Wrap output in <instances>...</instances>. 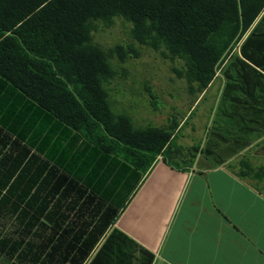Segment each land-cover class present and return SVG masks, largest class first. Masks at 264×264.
I'll return each instance as SVG.
<instances>
[{"label":"trees","instance_id":"obj_1","mask_svg":"<svg viewBox=\"0 0 264 264\" xmlns=\"http://www.w3.org/2000/svg\"><path fill=\"white\" fill-rule=\"evenodd\" d=\"M263 7L264 0H0V77L88 142L145 170L177 125L137 126L111 109L94 21L129 22L137 41L183 59L186 79L202 90ZM263 48L253 33L242 42L239 92L251 88L245 67L264 77L254 67L264 72ZM117 214L0 127V264H91Z\"/></svg>","mask_w":264,"mask_h":264},{"label":"crops","instance_id":"obj_2","mask_svg":"<svg viewBox=\"0 0 264 264\" xmlns=\"http://www.w3.org/2000/svg\"><path fill=\"white\" fill-rule=\"evenodd\" d=\"M250 33L264 38V7L244 34ZM261 81L252 78L248 94L233 95L232 117L202 147L174 142L177 125L145 170L88 142L1 77L0 127L117 211L87 263L264 264ZM130 108L121 113L132 123L156 120ZM147 125L158 126H139Z\"/></svg>","mask_w":264,"mask_h":264},{"label":"rangeland","instance_id":"obj_3","mask_svg":"<svg viewBox=\"0 0 264 264\" xmlns=\"http://www.w3.org/2000/svg\"><path fill=\"white\" fill-rule=\"evenodd\" d=\"M93 25L92 40L107 54L109 74L104 88L115 113H127L128 110H123L125 106H130V110L135 112H150L151 116L155 115L156 120L138 123L163 127L179 125L174 142L186 141L198 144V147L203 146L216 125L222 121L227 124L228 118L232 117L230 111H233L235 104L232 96L239 92V83L245 81L241 78L242 71L236 59L241 58L240 47L248 34H244L220 58L212 80L201 90L196 82L190 83L186 79V64L183 59L170 55L162 44L153 48L137 41L132 37L129 22L115 17L110 24L94 21ZM245 68L249 71V78H258L254 70L253 73L248 67ZM244 73L246 74L245 70ZM225 75L231 76V92ZM260 77L263 85L264 77ZM201 93L205 94L204 97L193 112L185 117L193 99ZM137 116L135 113V117ZM180 121L182 122L179 123ZM141 124L134 123L137 126ZM92 220L94 224L98 221V216Z\"/></svg>","mask_w":264,"mask_h":264}]
</instances>
